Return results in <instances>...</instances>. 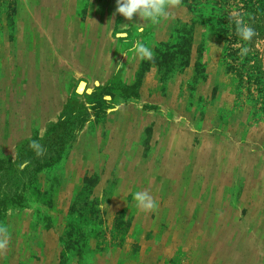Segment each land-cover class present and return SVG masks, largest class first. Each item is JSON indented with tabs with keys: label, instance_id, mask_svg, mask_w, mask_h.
Listing matches in <instances>:
<instances>
[{
	"label": "rangeland",
	"instance_id": "obj_1",
	"mask_svg": "<svg viewBox=\"0 0 264 264\" xmlns=\"http://www.w3.org/2000/svg\"><path fill=\"white\" fill-rule=\"evenodd\" d=\"M115 8L0 0V264H264V0Z\"/></svg>",
	"mask_w": 264,
	"mask_h": 264
},
{
	"label": "clouds",
	"instance_id": "obj_2",
	"mask_svg": "<svg viewBox=\"0 0 264 264\" xmlns=\"http://www.w3.org/2000/svg\"><path fill=\"white\" fill-rule=\"evenodd\" d=\"M177 4H179V0H116L114 14H119L128 21H131L133 16L136 15L145 21V23L155 25L160 23L162 19L167 18L170 15L169 9ZM144 24H136L139 31H143ZM121 28L127 29L128 25H121ZM235 32L239 37V40L244 42L237 45L240 48L238 54L241 58H243L249 52L247 42L252 40V38L256 35V32L253 27L239 17L235 18ZM124 34L125 33L122 31L121 35ZM128 53H131L133 58L140 59H151L153 56L151 49L140 40H136L125 55H128ZM32 147L39 149L40 145L34 140L32 141ZM132 195L137 209L149 212L158 207L157 202L147 191L137 190L134 191ZM0 233L4 234V238L0 239V248H3L8 242L7 229L0 226Z\"/></svg>",
	"mask_w": 264,
	"mask_h": 264
},
{
	"label": "water",
	"instance_id": "obj_3",
	"mask_svg": "<svg viewBox=\"0 0 264 264\" xmlns=\"http://www.w3.org/2000/svg\"><path fill=\"white\" fill-rule=\"evenodd\" d=\"M82 84L85 86V83L82 82L81 85H82ZM84 86H83L82 89H84ZM79 89H80V87L78 88V91H80Z\"/></svg>",
	"mask_w": 264,
	"mask_h": 264
},
{
	"label": "bare ground",
	"instance_id": "obj_4",
	"mask_svg": "<svg viewBox=\"0 0 264 264\" xmlns=\"http://www.w3.org/2000/svg\"><path fill=\"white\" fill-rule=\"evenodd\" d=\"M83 86H84L83 84L80 86V89H79L80 91H82Z\"/></svg>",
	"mask_w": 264,
	"mask_h": 264
}]
</instances>
